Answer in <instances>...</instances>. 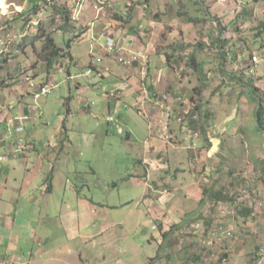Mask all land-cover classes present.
Listing matches in <instances>:
<instances>
[{
    "label": "rangeland",
    "instance_id": "1",
    "mask_svg": "<svg viewBox=\"0 0 264 264\" xmlns=\"http://www.w3.org/2000/svg\"><path fill=\"white\" fill-rule=\"evenodd\" d=\"M37 1L0 0V56L7 58L0 63V106L6 105L7 116L17 113L19 97L37 105L38 120L27 124L29 131L46 134L52 131L46 123L64 115L62 123L71 130L97 135L96 147L62 162L78 168L71 184L85 188L95 201L97 234L106 225L95 243L70 242L49 223L56 205L46 201L44 207L52 211L48 247L61 248L55 264H264V133L257 130L258 103L249 92L255 88L264 101V46L251 43L254 28L264 21V0H40L35 14L28 13ZM57 7L70 10L74 29H60L64 21L56 16ZM205 8L208 13L199 20L190 17L198 19ZM48 34L73 63L56 64L48 72L39 53ZM108 37L117 38L116 46L126 53L146 51L148 62L140 63L141 75L134 76L137 86L127 87L125 73L135 65L118 61L120 49L107 51ZM167 54L181 57L171 66ZM93 66L103 75H86ZM34 79H51V92L39 99L27 95ZM196 86L202 91H194ZM152 119L160 121L154 173L140 162ZM168 145L178 149L172 153ZM57 181L50 195L54 202L64 186L61 176ZM203 184L227 199L204 198ZM244 208L252 211L250 217L240 216ZM182 220L171 240L163 242L154 228L158 221L170 229ZM160 242V256L150 261ZM68 247L74 248L66 252Z\"/></svg>",
    "mask_w": 264,
    "mask_h": 264
},
{
    "label": "crops",
    "instance_id": "2",
    "mask_svg": "<svg viewBox=\"0 0 264 264\" xmlns=\"http://www.w3.org/2000/svg\"><path fill=\"white\" fill-rule=\"evenodd\" d=\"M111 56L115 59L113 54ZM67 60L66 62H69ZM73 61L74 58L70 63ZM134 65L125 73L126 80L131 82H127V87L137 86L139 80L134 76L141 75L140 64ZM110 69V66L107 67V70ZM136 70H139L140 74ZM69 75L71 78L75 76L71 72ZM34 81L31 83L34 87H30L27 94L33 97L32 92L42 84L35 79ZM112 82L116 86L120 84L117 80ZM50 83L53 84L51 79L46 84L50 85ZM77 89L81 94L86 93L81 87ZM18 99L20 103L16 114L11 113L6 116L4 113L6 105L0 106V264H55L60 260L61 248L48 247L50 235L48 237L45 234L47 228H52V226L48 227L49 223L53 226L58 225L63 232H66L70 242L77 240L86 245L95 243L97 235L106 229L105 225L100 228L98 234L95 231V201L90 197L91 194L86 193L85 188L81 189L77 183L71 184L73 176L71 173L77 174L78 168L74 164L62 162L73 152L79 151L82 155L83 151L80 150L96 147L97 135L93 131L82 133L71 130L65 121L62 123L64 115L46 123L52 128V131L46 134L29 131L27 124H36L38 120L36 114L40 108L35 104L27 103L25 98ZM83 99H80V102L84 104ZM66 102L71 111L69 100ZM152 120L149 121L147 146L140 159L141 165L150 173L158 169L159 162L154 156L155 153L157 155L160 153V145L155 133L160 121ZM19 128L23 129L18 130ZM63 128H66V133ZM129 136L132 134L129 133ZM175 149L178 147H169L168 151L173 153ZM59 176L64 181V186L59 201L54 202L55 198L50 195L54 193L56 185H59L57 181ZM141 176L145 179L147 173ZM137 179L141 180L139 177ZM139 183L141 184V181ZM83 184L87 186L86 181ZM145 195L146 193L142 198ZM50 199L56 206L52 222L48 223L52 211L45 208L44 203ZM94 212L95 214H92ZM99 216L108 218L107 213L103 212H100ZM73 248L68 247L66 252H70ZM80 259L82 260V257ZM69 262L67 261V264H70Z\"/></svg>",
    "mask_w": 264,
    "mask_h": 264
},
{
    "label": "trees",
    "instance_id": "3",
    "mask_svg": "<svg viewBox=\"0 0 264 264\" xmlns=\"http://www.w3.org/2000/svg\"><path fill=\"white\" fill-rule=\"evenodd\" d=\"M39 1H37V4H34V6L31 7L28 10V13H34L35 14L36 10L38 9V4L40 3ZM205 10L206 11L203 10V12H204L203 14L198 15V19L196 18V16H192L191 14H190V17L193 20H199L200 19L199 17H201L203 15H206L208 13V9L205 8ZM58 11H59V12H57L58 15H56V16H59V20H63L64 21V24L61 26L60 29L62 31L74 29L75 25L74 24H70V21H71L70 20L71 19V12H70V10L68 8H65V7L64 8H60L59 7L58 8ZM56 16H55V18L53 17L54 20L56 19ZM128 16H129L128 18H130L131 17V13ZM118 17L121 20L124 19V16H122V15H120ZM39 30H40V28L38 29V32H39ZM254 30H255V32L252 34L253 35V40L251 41V43H253L254 45H257L258 48H261V47L264 46V42H263V40H264V36H263V33H264V21H261L260 24L257 27L254 28ZM34 39L35 38H33L32 41H34ZM45 39L46 40H45L44 44L42 45L41 50H40L39 53H40V56L43 57V59L46 62V67L48 69V72H51V70L53 69V67L56 64H59L60 63L61 65H63L64 62H66L67 59L69 60V62H70V60H72V58H73L72 55H70L69 53L64 52L62 50V48L57 44V42L53 38V34H48ZM221 41H222V39L218 36L217 42H221ZM34 46H35V44H34ZM65 56H67L68 58H66ZM174 57H175V55H173V54H167L166 55V59H167L168 63L171 66H174L173 59H175L174 61H177L178 62V60H180V58H178V57H181V56L179 54L177 58H174ZM6 60H7V58L2 59V57L0 56V63H1V65H2V62L6 61ZM191 62H192L193 65L194 64L196 65V63H197V57L195 55H193L191 57ZM256 63H258V62H256ZM198 68L202 71L203 65L202 64H198ZM91 69H95L93 71V73L94 72L97 73L96 70H99L96 66L91 67ZM223 70H224V68L222 66V71ZM49 74H46V75L49 77ZM233 78L240 79L236 75H233ZM46 83L47 82H45V81L42 82V84H40L39 88L41 86L48 85ZM39 88H37V89H39ZM201 89L202 88H199L198 86H196V87H194L193 90L194 91H197V92H200V91H202ZM249 92H250L251 96L253 97V99L255 100V102L258 103L257 104V108L255 110V119H256V127H257V130L264 133V101L257 95L255 88H252L251 87L249 89ZM32 94H33V92H32ZM191 99H192V101L195 100L194 94L192 95ZM198 110H201V104H198V105H196L195 107L192 108L191 121L195 122V120H194L195 118L194 117H196V112ZM206 140H209V139L207 138ZM182 141L183 140H174L173 143L176 144V145H180L182 143ZM203 147L204 146H202L201 149ZM193 173H195L197 175V171L196 170H194ZM202 188H203V192L202 193H204V195H205L204 198L208 196L210 199H227V195L224 194V192L221 191V190L211 189L206 184H203L202 185ZM204 198H203L202 202H204ZM251 213H252L251 210H249L247 208H244V209H242L240 211V216L241 217H244V218H248V217H250ZM199 217L201 219H203L202 216H199ZM194 218L195 217H192L191 216L190 219H193L194 220ZM186 222H188V221L186 220ZM182 224H183V220H182V222H179V223L174 224L170 229H165V226L163 224V221H158V226H156V229L161 234V237H162L163 242H164V241H167V240H171L172 237H173L172 235L174 233H179V230L182 229ZM162 246H163V243L160 242L159 243V248H158V253L154 257H151L150 261H154L155 259H157L160 256V250L162 249Z\"/></svg>",
    "mask_w": 264,
    "mask_h": 264
},
{
    "label": "built area",
    "instance_id": "4",
    "mask_svg": "<svg viewBox=\"0 0 264 264\" xmlns=\"http://www.w3.org/2000/svg\"><path fill=\"white\" fill-rule=\"evenodd\" d=\"M108 46H109V49H107V51L110 53V52H114L113 50H117V49H120V51H122V53H120L119 55V62L123 65H133V64H140V63H147L148 62V56H147V53L145 50H138V51H135V50H130L129 53H126L125 52V49L121 46H116L117 44H119L118 42V39L117 38H109L108 37ZM123 45V44H122ZM124 46V45H123ZM98 62H102V58H98L97 59ZM254 61L255 62H259V58L257 56L254 57ZM147 67V65H146ZM145 67V70H144V73L147 72V69ZM95 69H88L87 72L85 73L86 75H91L93 73ZM97 71V74L99 76H102V72L99 71V70H96ZM51 89H52V86L50 85H44V86H41L39 89H36L33 91V95L36 99H39L41 98L42 96H46L48 95L50 92H51ZM165 96V95H164ZM168 97L166 96L165 97V101ZM109 120H113V116H110L109 117ZM23 128H19L18 130H22ZM154 228H156V226H154Z\"/></svg>",
    "mask_w": 264,
    "mask_h": 264
}]
</instances>
